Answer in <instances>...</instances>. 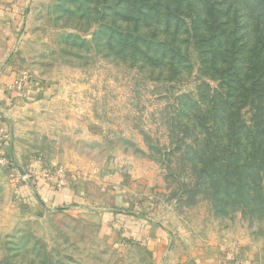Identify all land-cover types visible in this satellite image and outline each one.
Wrapping results in <instances>:
<instances>
[{
	"label": "rangeland",
	"instance_id": "rangeland-1",
	"mask_svg": "<svg viewBox=\"0 0 264 264\" xmlns=\"http://www.w3.org/2000/svg\"><path fill=\"white\" fill-rule=\"evenodd\" d=\"M100 1L0 0L21 12L0 26V86L42 90L11 106L2 139L0 264H222L249 244L264 246V206L215 207L196 188L193 162L173 151L179 136L193 143L181 101L217 82L201 76L192 51L181 79L125 56L122 25L101 16ZM54 173L74 183L81 203L27 200L21 188L36 177L54 186ZM148 225L160 229L159 256L132 235Z\"/></svg>",
	"mask_w": 264,
	"mask_h": 264
},
{
	"label": "trees",
	"instance_id": "trees-1",
	"mask_svg": "<svg viewBox=\"0 0 264 264\" xmlns=\"http://www.w3.org/2000/svg\"><path fill=\"white\" fill-rule=\"evenodd\" d=\"M102 17L121 24L122 51L181 79L191 51L201 76L217 82L181 101L191 145L173 149L193 162L196 188L215 207L264 206V0H102ZM116 33L110 35L115 42ZM111 46L112 43H111ZM205 90V89H204ZM187 96H183L185 98ZM248 112V116L244 114ZM178 137V136H177ZM182 149V150H181ZM181 153V154H182Z\"/></svg>",
	"mask_w": 264,
	"mask_h": 264
},
{
	"label": "crops",
	"instance_id": "crops-1",
	"mask_svg": "<svg viewBox=\"0 0 264 264\" xmlns=\"http://www.w3.org/2000/svg\"><path fill=\"white\" fill-rule=\"evenodd\" d=\"M21 12L15 9L9 10L0 6V26L3 24L13 25V16L17 17ZM12 29H15V25ZM38 86L30 84L27 81L24 84V88L20 92L13 90H7L4 86H0V126L4 128V131L9 129V124L13 123L14 115L11 114V106L17 102H28L40 96ZM6 137V134L4 138ZM3 138V139H4ZM6 141L4 140L3 145L5 146ZM38 179V180H36ZM36 179L32 182L26 183L21 190L27 197V200L31 204H35L38 208H47L50 206H61L68 207L74 206L82 202V196L78 192V189L74 186V183L68 182L69 185L61 188H54L45 181V179ZM129 214V215H128ZM127 217H134L135 213L128 212ZM144 228V222L140 219L136 222ZM138 227V226H137ZM137 227L132 232V235H137L138 239H142L144 243H148L154 247L153 253L159 256L164 248H162L164 241L161 238L160 229L154 226H146V229L138 232ZM155 246H159L156 247ZM240 254L237 258L239 264H264V246L261 244H249L246 249H241ZM236 259V257L234 256ZM232 258V259H234ZM222 264H231L233 261L226 258L221 259ZM220 261V262H221Z\"/></svg>",
	"mask_w": 264,
	"mask_h": 264
},
{
	"label": "built area",
	"instance_id": "built-area-1",
	"mask_svg": "<svg viewBox=\"0 0 264 264\" xmlns=\"http://www.w3.org/2000/svg\"><path fill=\"white\" fill-rule=\"evenodd\" d=\"M5 136V131L2 126H0V166L6 164L7 162V156H6V151L2 142V139ZM54 179L53 184L56 188H61L64 185V176L62 174L54 173ZM233 264H239L238 261L234 260Z\"/></svg>",
	"mask_w": 264,
	"mask_h": 264
}]
</instances>
